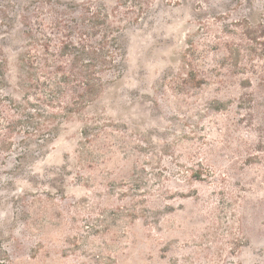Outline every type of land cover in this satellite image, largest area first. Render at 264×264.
<instances>
[{
    "label": "rangeland",
    "instance_id": "obj_1",
    "mask_svg": "<svg viewBox=\"0 0 264 264\" xmlns=\"http://www.w3.org/2000/svg\"><path fill=\"white\" fill-rule=\"evenodd\" d=\"M117 1L0 0L16 100L23 16L62 20L74 43L93 13H136L87 108L30 92L58 130L0 148V264H264V0H151L147 16Z\"/></svg>",
    "mask_w": 264,
    "mask_h": 264
},
{
    "label": "trees",
    "instance_id": "obj_2",
    "mask_svg": "<svg viewBox=\"0 0 264 264\" xmlns=\"http://www.w3.org/2000/svg\"><path fill=\"white\" fill-rule=\"evenodd\" d=\"M117 2L121 6H126L127 3H141L140 10L143 16L149 14L152 6L151 0ZM128 9V12L114 16L113 21H109L106 14L93 13L89 19L87 18V24H84V21L80 22L79 40L74 43L64 42L59 38L68 37L64 35L68 26L62 20L55 17L49 18L48 21L42 19L34 28L28 22L29 18L23 16L26 22H22V26L27 29L23 31L26 47L20 48L16 66L18 70L16 85L24 93L20 100L1 94L2 87L6 84L7 60L0 58V148L11 144L13 133H23L24 144L37 141L41 146L56 136L57 126L54 124L46 126L38 122L37 117H40V114L29 100L31 91L38 92L44 98L35 99L36 101L51 108H61L62 104H65L62 101L64 97L68 96L72 100V96L68 94L74 93L75 99L72 100L74 108L62 107L67 114L82 111L94 102V98L99 96L107 81L105 73L115 72L123 59L124 25L134 22L136 15ZM104 17L107 19L106 23ZM142 19L143 17L139 21ZM98 26H102V36L94 42L96 36L94 29ZM54 37H57L59 44H54ZM252 41H256V37L252 38ZM64 57L70 59L67 62L60 60ZM24 126H27V129L20 132Z\"/></svg>",
    "mask_w": 264,
    "mask_h": 264
}]
</instances>
